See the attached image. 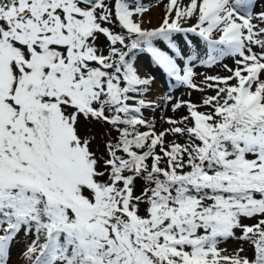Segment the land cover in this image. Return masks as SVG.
I'll return each instance as SVG.
<instances>
[{
    "label": "snow or ice",
    "instance_id": "6c2138e0",
    "mask_svg": "<svg viewBox=\"0 0 264 264\" xmlns=\"http://www.w3.org/2000/svg\"><path fill=\"white\" fill-rule=\"evenodd\" d=\"M149 7L0 0V264H264V0ZM143 56L202 93L159 131Z\"/></svg>",
    "mask_w": 264,
    "mask_h": 264
},
{
    "label": "rangeland",
    "instance_id": "374dc122",
    "mask_svg": "<svg viewBox=\"0 0 264 264\" xmlns=\"http://www.w3.org/2000/svg\"><path fill=\"white\" fill-rule=\"evenodd\" d=\"M168 0H141V3L149 5V9L157 8V9H162L166 5ZM260 10V5L257 6V11ZM144 20H147L146 13L144 14ZM163 18V16H162ZM160 17L159 19L162 20ZM156 22V26L159 24V22ZM194 22V21H193ZM150 27H155L152 25V23L149 24ZM189 39L193 40V43L197 47L203 46V42L199 41L198 37H194L191 34H189ZM182 40V36L177 38V42L180 43ZM98 43L103 44L104 43V38L101 36L100 40ZM162 47H164L163 44H161ZM223 64H228L230 67L233 66L232 59L230 57H225L223 60ZM223 64H219L217 66L208 68V67H203V66H197L195 71L199 74L196 77V81L199 82L203 78V74H208V75H226L227 73L223 69ZM138 67L140 69L141 74H150L156 77L155 82L153 85L156 87V93L159 94V91L162 93V97H157L153 99L150 96V99H153L157 101V107L155 110H146L144 115L149 118H154L155 123H156V128L157 131L161 130L162 128L168 127L166 123L163 122V117L166 116H174V117H179L183 114H185V110L182 108L179 111L173 113L171 111V105L167 104L166 102H162L164 99L165 95H171L175 99H180V100H188L191 99L192 102L196 103L199 101L202 93L195 91V90H189L186 89L185 87L181 86H175L170 88L169 85L174 84V81L170 80L166 74L163 73L162 70L158 69L156 66L150 64V59L147 56H143L139 62H138ZM190 92V95H189ZM211 94V93H209ZM175 102V101H174ZM107 126H101L98 124H92V125H87L84 126L82 124L81 126V135H94L96 137V140L94 141L92 147L95 150L98 145H102L103 138H104V132L106 131ZM169 139H172V137H169ZM102 151V148H101ZM23 236L20 238V243L16 244L13 249H12V258L10 261V264H24V258L22 257L21 253L23 250ZM239 243L235 240H228L227 243H222L221 247L228 249L229 252H231L233 249L239 247ZM246 247V246H245Z\"/></svg>",
    "mask_w": 264,
    "mask_h": 264
},
{
    "label": "bare ground",
    "instance_id": "6f19581e",
    "mask_svg": "<svg viewBox=\"0 0 264 264\" xmlns=\"http://www.w3.org/2000/svg\"><path fill=\"white\" fill-rule=\"evenodd\" d=\"M165 12V6L162 9H157V8H151L146 12V16H147V20H145L146 22L148 20H151V23L153 26H156V22L161 20L159 19L160 17L162 18V16L164 15ZM145 27H150L148 23H145L144 25ZM151 97L153 99L157 98V97H162V93L159 91V94L156 93V87L155 85H152V92H151Z\"/></svg>",
    "mask_w": 264,
    "mask_h": 264
}]
</instances>
